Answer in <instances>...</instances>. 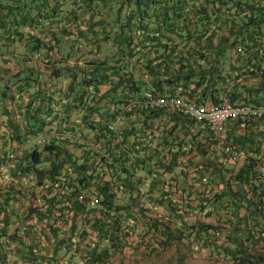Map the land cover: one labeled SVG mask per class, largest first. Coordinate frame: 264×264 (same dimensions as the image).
Returning <instances> with one entry per match:
<instances>
[{"label": "trees", "instance_id": "trees-1", "mask_svg": "<svg viewBox=\"0 0 264 264\" xmlns=\"http://www.w3.org/2000/svg\"><path fill=\"white\" fill-rule=\"evenodd\" d=\"M116 1L0 0V169L6 168L7 177L12 180L27 181V189L46 186L47 194H53L51 197L44 194L36 200L37 205L25 214L20 233L13 237L15 246H25L29 254L22 257L23 261L33 264L40 258L39 264L44 262L38 250H45L46 244L52 250L51 260L45 261L46 264H60V258L66 264H75L82 254H86L88 264H125L126 248L132 254L141 250L147 254L140 255L141 258H154L160 264H188L198 259L207 264H264V173L260 172L264 167L263 128L257 138L246 134L236 143H228L223 154L226 163L208 162L204 158L206 146L214 141L206 140L203 133L208 132L206 127L172 110L135 106L123 116L119 143L108 129L122 103L139 100L144 91L152 88L163 94L183 95L197 105L217 103L223 97L240 104L237 89L241 84L228 87L226 79L230 75L226 76L220 67L224 59H231L232 72L235 59L251 53L254 33L264 28V0H203L201 4L164 0L166 7H160L157 0H145L144 10L136 15L141 0H133L137 10L134 8L127 15L123 28L128 32L134 30L133 34L140 31L141 35L135 45L130 38L124 41L125 49L121 52L125 51L132 59L136 57L142 68L138 75L128 71L124 63L95 61L89 65L90 70L76 67L69 70L70 80L61 99L52 101L45 91H37L32 93L28 104L15 103L18 96L12 89H19L20 96H28V89L42 90L46 84L38 83L34 73L18 82L14 77L13 82L11 61L21 54L24 56L19 60L21 64L35 60L49 66L57 56L77 59L83 50L81 45L94 47L96 30L103 34L102 40L110 41L105 22L100 18L102 11L106 10L107 18L115 13L119 17L122 3H132L121 0L118 8ZM150 6H156L158 12L152 16L153 20L144 15ZM188 10L197 12L202 24L211 28L206 27L198 36L177 33L175 22L184 29L189 27L185 14ZM96 17L99 19L92 22ZM61 20L75 26V32L63 29ZM119 20L113 17L110 22L114 25ZM123 34L118 37L120 42ZM172 35L182 41H194L196 47H188L183 53L185 47L173 42ZM140 52H144L141 57ZM252 67L257 74L258 67ZM48 70L58 77L53 75L57 71L55 66ZM142 73L148 75L147 81L142 80ZM100 85L109 87L104 95L97 93ZM90 88L92 92L88 93ZM71 108L81 113L79 128L68 123ZM57 120L54 130L51 122ZM139 120L141 131L151 130L149 120L160 122L157 137L162 150L169 149L168 160L153 162V152L147 159L137 156L131 161L134 147L139 148L140 131L133 125ZM255 121L259 125L264 118ZM169 124L172 126L167 128ZM189 126H195L194 136L188 135ZM69 133L80 134L82 141L60 140L61 135ZM172 135L174 138H170ZM130 138H133L131 145ZM173 141L176 145L172 156ZM188 142L196 151L194 157L188 158L190 150L182 148ZM72 148H84L83 157H76ZM239 151L247 156L243 166L235 170L233 163ZM113 152H118L117 160L112 158ZM102 154L111 158L113 166L105 162ZM145 161L157 164L163 172L149 182L147 189L144 181L155 173L143 167ZM174 168H180L178 182L171 183L165 174ZM97 169L98 173L109 172L112 177L121 172L122 178L107 181L94 174ZM137 172L144 175L136 176ZM89 188L101 198L98 206L78 201L77 195ZM57 203L66 205L73 214L72 225L65 232L51 221ZM154 209H162L156 217H152ZM78 216L81 218L77 219ZM76 221L82 225L83 234L65 235L68 230L70 235L73 233ZM89 232L95 239L84 245ZM42 234L47 236L43 246L41 241L30 239ZM203 250L208 253L202 254Z\"/></svg>", "mask_w": 264, "mask_h": 264}, {"label": "crops", "instance_id": "crops-1", "mask_svg": "<svg viewBox=\"0 0 264 264\" xmlns=\"http://www.w3.org/2000/svg\"><path fill=\"white\" fill-rule=\"evenodd\" d=\"M121 0H117L116 3L118 4L117 6H120V2ZM160 1V7H162V5L164 7H166L167 2H165L164 0H157L156 2ZM196 3V4H201L203 2V0H191L190 3L192 4ZM172 3H169V5ZM132 5V4H131ZM131 5H123L122 3V11L119 13V19L120 17L122 18L117 24H112L110 21L113 19L112 18H107L105 16V11L103 10L101 13V19L105 22V31L109 32V37H110V41H104L101 39V37H103V34H101L100 30H96L97 33L96 35L93 37V41L95 43L94 47L92 49H89L88 47H85V45H81V49H83L81 51V53L79 54L77 59H72V58H68V57H61V56H57L53 58V63L49 64V66H45L44 64H42L39 61H30L27 62L26 64H21L19 63V60H22L24 58V56L19 55L17 59L12 60V64H11V69L12 72L10 73V79H12V81L14 82V77H16L17 82L19 79L23 78L26 75H30L31 73H34V76H36L38 78V83L40 82H44L46 84V87L44 89H35V88H31L28 89L29 91V95L25 96V94L23 96H20L21 94H18V90L19 89H12V91H16L17 93V98L15 99V103H20L21 105H26L29 102L32 101L31 96L33 95L32 93L37 92V91H45V95L48 97H50V99L52 101L57 100V99H61L62 95H64L65 92V88L67 85V82H69L70 80V73L69 70L76 67V68H85V69H92L91 66H89L91 64V62H105L107 64H120V63H124V65H127V70L130 72H133V75H138V71H141V67L139 68V63H136V57L135 58H130L129 55H126V52H121V49H125V44L124 41H128L129 38L132 40V44L135 45L137 44L138 41V37L141 35V33L139 35H135L132 32L134 31H129L127 28H123V24H125L126 20H127V15L130 14L133 10V8L131 9L130 6ZM143 8H145V6H143ZM158 8V7H157ZM65 8H62L61 10L64 11ZM144 10V9H143ZM156 10V6H150L147 7V13H145L144 15H146L149 20L152 19V16L155 13H158L155 11ZM140 11H136L134 14H139ZM64 14H66V11L64 12ZM186 16L188 17L187 19V23H188V28L184 29L182 28V26L180 25L179 22H175V30L177 31V33H181L182 35H184L186 32L187 33H194L196 34V36H198L199 34H202L203 32H205V28L207 27L208 30L211 28L210 25L208 26H204L202 24V22L200 21V15L197 14V12H192V10H188V12H185ZM62 14H60V18H62ZM147 18V19H148ZM99 17H96L92 20V22H95L96 20H98ZM59 19H57L58 21ZM153 20V19H152ZM160 20V19H159ZM53 21V20H52ZM146 21V20H145ZM64 21L61 20L59 23L62 24V28L63 29H67L70 31H74L75 29L73 25L71 24H65L63 23ZM196 22H200L197 23ZM68 26L70 27L68 29ZM73 27V28H72ZM82 29V28H81ZM221 29V28H219ZM218 29V30H219ZM34 32L36 31L35 29H33ZM121 32H123L124 36L121 37V42L119 41L118 37L120 36ZM127 32V33H126ZM131 36H130V35ZM192 36H195V35ZM116 37V38H115ZM171 37H173L175 43H178L179 46L181 47H185L184 50H182V52H186V49L189 48H195L196 44H194V41H182L179 39H176V37L174 35H172ZM113 38H115V40H112ZM253 41L251 42L252 45V51L250 54L246 53L242 56H240V58L235 59L234 62V67L235 68H231L234 69L232 72H230V62L231 59L228 61L227 59H224L222 61V67H220L221 72H224L226 76L229 75H234V74H240L241 72H243L244 70H246L249 67H252V65H255L256 67H258V73L257 74H248L246 78H244L243 82L241 83V85L238 87L237 89V93H239V99L241 102L239 103H249V104H261L264 103V28H260L259 31H256V33H254L253 35ZM213 43H217V39H214ZM64 45V44H63ZM239 46L237 45L235 47V49H237ZM18 52H22L21 50H19ZM144 52H140L138 55H143ZM145 56V55H144ZM28 59V58H27ZM255 63V64H254ZM94 65V64H93ZM51 66H55L57 68V71L53 74V75H57L58 77H54L52 76V73H50V71L48 70V68H51ZM135 66L137 68H135ZM48 67V68H47ZM232 67V66H231ZM62 68L67 69L66 72H64L62 70ZM253 68V67H252ZM58 69H60L58 71ZM137 69V70H136ZM144 75V73H142ZM141 76V75H140ZM142 77V76H141ZM143 80V77H142ZM20 83H18L19 85ZM109 89V87L107 85H100L98 88V95H104L105 92ZM92 89H88L87 92H92ZM61 96V97H60ZM59 97V98H58ZM65 97V96H64ZM35 105V104H34ZM63 107V106H62ZM60 111H63L64 109L62 108H58ZM22 113H24V110L21 111ZM56 113V112H55ZM69 113L71 114V121H69V125L71 124L73 127L76 126V128H79L81 126L80 120L79 118L81 117V113H79L76 108H71L69 110ZM122 122V121H121ZM59 123V121H54L51 122V127L52 129L55 130V128L57 127V124ZM67 123V124H68ZM124 123V121H123ZM257 121L255 120H236V121H232L228 124L227 128L225 129L224 133L220 134V135H216L215 133H213L211 130H209L208 128H206L208 132H203L206 136V140H212L214 142H211V144H208L206 146V156L204 157L208 162H211L213 160L222 162V163H226L225 162V157H223V154H225V152L227 151L226 148L228 146V143H236L240 137L249 134L252 135L253 137H256L259 133L260 129H264V123H261L258 125ZM128 124V123H127ZM147 124L149 126H151V130H147V131H141L142 127V122L141 120L137 121L135 124L136 125V130L140 131V138H139V148L141 147V143H145V148L143 150H140L139 148H137L136 146L134 147V153L133 155H130V159L131 161L134 159H136L137 156H139V158L145 157L146 159L148 158V156H152V153L155 152V158L153 157V162L156 163V161H166L168 160V152L169 149L165 148L162 150L161 145H159V138L157 137V129L156 127L159 125L160 126V122L156 121H147ZM198 124V123H196ZM50 125V124H49ZM201 125V124H199ZM172 124H169L167 126L171 127ZM202 126V125H201ZM120 127H122V123L120 125ZM195 127V126H194ZM194 127L189 126L186 127L187 128V133L188 135L190 134V136H194V134L196 133ZM204 127V126H202ZM181 128V126L177 127L175 130V134L176 132H178L179 129ZM201 128V127H200ZM161 129V127H160ZM198 129V128H197ZM207 133V134H206ZM151 135L152 139H151ZM212 136V137H211ZM90 137V136H89ZM203 135H200V138H202ZM91 138V137H90ZM170 138H174V135H172ZM189 138V136H187V139ZM199 138V136H198ZM199 138V139H200ZM257 138V137H256ZM255 138V140H256ZM133 138H130V142L128 143L129 145L132 144ZM173 140V139H172ZM120 140H118L117 143H119ZM255 143H257V141H255ZM176 143L173 141V145H172V151L170 152L171 155L173 156V154L175 153V148L173 149V146L175 147ZM183 149H186V151L190 150V153L188 154V158L190 157H194V155L196 154V151L194 149V147H191V145L189 144H185L183 147ZM140 150L139 153H137V150ZM71 152L78 158L83 157L84 155V148H72L70 149ZM118 152H113V159L117 160L116 158H118ZM196 157V156H195ZM235 161L233 163V167L235 170H238L241 166H243V160L245 159L246 156H239L237 153L235 154ZM198 158V157H196ZM153 162H148L145 161V164H142L143 167H148L150 169L151 172L155 173V175H151V177L146 178L147 179V183L146 181H144L145 183V187L144 189H147L149 182L156 176H158L161 173L162 170L161 168L157 165L154 164ZM145 165V166H144ZM202 165V164H200ZM180 168H174L171 170V172H169L168 174H165V177L170 178L171 179V183H176L178 181H176L177 176H178V171ZM100 171V169H97L94 171V174H99L100 176H102L104 179H106L107 181H116L117 180H121L122 175L121 172L120 173H116V176L111 175V173L106 172V173H98ZM118 174V175H117ZM138 174L144 175L143 173H139L137 172L136 176ZM7 173H0V264H25V262L23 261L22 257H25L28 254V252H26V247L25 246H15V240H14V236L15 234H19L20 233V226H22L25 222V214L26 212L29 210V208L32 206L35 207L37 205L36 200L43 197V195L45 194V196H53L52 193L49 192V194H47V188L46 186H43L42 188H37V187H32L27 189L26 188V182L27 181H23V183L18 182L17 180H12L9 177H7ZM164 175V174H163ZM162 175V176H163ZM29 180L32 179L31 176L28 177ZM9 179V180H8ZM162 179V177H161ZM14 182V183H12ZM119 183L121 181H118ZM190 182V181H189ZM189 182L186 184L187 186H189ZM217 189V188H216ZM88 190H94L92 188H89ZM87 190V191H88ZM87 191H85V194L87 193ZM22 193V194H21ZM186 196V195H185ZM58 204V203H57ZM90 205V204H89ZM58 208L54 210L53 212V219H51L52 222H54L55 227H60V230L62 232H65V229L70 227L72 225V221H73V214L68 212L66 205H61L60 203L58 205H56ZM86 206H88V204L86 203ZM151 208V207H150ZM62 209V210H60ZM162 210V209H160ZM157 209H154V212L152 213V217H156L157 214H159V211ZM44 211V210H43ZM81 218L80 216H78L77 219ZM51 221H49L51 223ZM33 222V221H32ZM81 225V224H80ZM78 224V222H75V229H73V233L70 235V230H68V234H65L67 236H79L82 235V225L80 226ZM84 229H86L84 227ZM43 232V231H42ZM41 233V232H40ZM39 234V233H38ZM33 237V238H31ZM30 239H32L33 241H41L42 246L43 244H45L44 240L46 239V235L42 234V235H35L31 236ZM95 239V235L91 234L90 232L88 233V236L83 240V244L87 245L90 244V241H93ZM46 247V249L44 250V248H42L40 251V254L43 255L42 257V262L41 264H46L45 261L49 262L52 257V250L50 249V246H47L46 244L43 246ZM71 250L74 251V248L71 247ZM45 251V252H44ZM124 254L126 255V258H129L130 256L138 258L139 259H143L141 258V256L145 255L146 253H143L141 250H139L137 253H133L136 254L133 255L131 250H128L127 248L124 250ZM203 253H208L207 250H203ZM30 255H33V253H30ZM141 255V256H140ZM147 255V254H146ZM86 254H82L78 259H85V264H88L87 262V258L85 257ZM60 264H66V262H64L61 258L58 259ZM78 260V261H79ZM145 261H155L156 260L153 259H143ZM40 258L36 260L35 263L33 264H39L40 262ZM76 261V262H78ZM53 264V263H52Z\"/></svg>", "mask_w": 264, "mask_h": 264}, {"label": "built area", "instance_id": "built-area-1", "mask_svg": "<svg viewBox=\"0 0 264 264\" xmlns=\"http://www.w3.org/2000/svg\"><path fill=\"white\" fill-rule=\"evenodd\" d=\"M140 31H136L135 35H139ZM256 70L252 67L247 68L240 74L230 75L226 79V84L228 87L232 88L235 85H239L243 82L244 78L248 74H254ZM144 81L148 80V75L144 73L142 76ZM141 106L144 109H154V110H172L177 112L183 117H186L195 123L201 124L202 126L208 128L216 135L224 133L228 124L236 120H258L264 118V103L261 104H249V103H240L234 104L230 101L229 98L223 97L217 103H208L206 105H197L189 98L183 95H169L163 94L158 91H155L153 88L146 90L141 95L139 100H129L121 104L120 110L117 112V116L114 120L109 122L108 129L114 133L115 140L118 142L121 137V121L123 116L129 113L135 106ZM68 139L70 142L73 141H82L80 134L69 133L68 135H61L60 140ZM38 142L41 141V138L37 139ZM145 143H141V147ZM239 156H247L243 151L237 153ZM102 157L105 159L107 164L113 166L111 158L106 154H102ZM120 167L116 166V169ZM1 173H6V168L0 169ZM260 172L264 173V167L260 168ZM141 175V174H138ZM9 180V179H8ZM146 183L148 182L145 179ZM77 199L80 202H90L94 206L100 204L101 198L98 197L97 193L94 190H88L85 194L81 192L77 195ZM75 264H85V259H81Z\"/></svg>", "mask_w": 264, "mask_h": 264}, {"label": "rangeland", "instance_id": "rangeland-1", "mask_svg": "<svg viewBox=\"0 0 264 264\" xmlns=\"http://www.w3.org/2000/svg\"><path fill=\"white\" fill-rule=\"evenodd\" d=\"M132 3V5L130 6V8L132 9H134V8H136V10H137V7L134 5V2H133V0L131 1ZM119 3H121V2H119ZM126 3V2H125ZM141 4H140V9H139V11L140 10H143L144 8H143V6H145L144 5V3H145V0H141V2H140ZM119 8V7H118ZM115 11V10H114ZM114 19L116 20V19H119V17H118V15L115 13L114 14ZM122 18L120 17V21H122L121 20ZM123 22V21H122ZM126 259V258H125ZM138 258H134V257H132V256H130L129 258H127L126 260H125V264H160V263H158V262H155V261H145V260H143V259H139V260H137ZM200 259H198L197 261H189V263L188 264H207V263H205V262H203V261H199Z\"/></svg>", "mask_w": 264, "mask_h": 264}]
</instances>
